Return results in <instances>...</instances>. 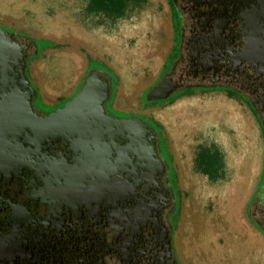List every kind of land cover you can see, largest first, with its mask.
I'll list each match as a JSON object with an SVG mask.
<instances>
[{"label": "flooded vegetation", "instance_id": "obj_1", "mask_svg": "<svg viewBox=\"0 0 264 264\" xmlns=\"http://www.w3.org/2000/svg\"><path fill=\"white\" fill-rule=\"evenodd\" d=\"M168 3L175 42L148 90L164 78L175 89L145 103L196 90L235 91L264 137V0ZM14 38L25 46L27 64L38 48ZM24 73L30 86L23 95L40 117L76 95L43 109L27 66ZM95 73L111 86L103 105L111 123L101 138L89 133L75 141L65 136L39 141L28 128L0 159V264H180L173 246L177 207L163 152L166 140L148 116L109 106L113 80L103 67H90L83 80ZM121 123L129 125L122 131ZM248 213L264 233V165Z\"/></svg>", "mask_w": 264, "mask_h": 264}, {"label": "rangeland", "instance_id": "obj_2", "mask_svg": "<svg viewBox=\"0 0 264 264\" xmlns=\"http://www.w3.org/2000/svg\"><path fill=\"white\" fill-rule=\"evenodd\" d=\"M93 1L0 0V26L59 45L41 54L73 50L79 62L69 53L50 55L41 69L39 56L31 61L38 88L41 76L49 90L56 76L63 75L62 87L73 83L90 58V67L112 76L109 106L146 115L160 128L176 194L173 246L180 264L179 238L188 264H264V239L247 214L264 165L255 114L240 96L220 89L145 103L175 42L168 0H108L101 10ZM37 103L53 109L43 95Z\"/></svg>", "mask_w": 264, "mask_h": 264}, {"label": "water", "instance_id": "obj_3", "mask_svg": "<svg viewBox=\"0 0 264 264\" xmlns=\"http://www.w3.org/2000/svg\"><path fill=\"white\" fill-rule=\"evenodd\" d=\"M24 49L25 46L15 40L14 33L0 27V159L9 155L8 149L15 148L11 145V140L16 139L22 132L19 130L23 127L25 130L27 124L32 127L37 138L67 134L80 137L89 133L101 138L97 126L106 128L111 123V117L106 114L103 106L111 95L110 84L104 82L99 74H91L82 89L63 108L40 117L33 112L29 96L26 98L22 92V89L30 86V80L24 73L27 66ZM10 63L20 66L18 72L22 74L21 80L17 72L13 77L8 75ZM167 80L168 78L162 79L151 89L149 99L167 98L174 91L175 87L172 85L163 94L158 92ZM10 82L19 83V86L10 85ZM34 119L36 126L30 123ZM26 121L28 123L24 124Z\"/></svg>", "mask_w": 264, "mask_h": 264}, {"label": "crops", "instance_id": "obj_4", "mask_svg": "<svg viewBox=\"0 0 264 264\" xmlns=\"http://www.w3.org/2000/svg\"><path fill=\"white\" fill-rule=\"evenodd\" d=\"M54 48H56V47H54ZM45 49H50L52 51V47H47V48H44L41 51V53L45 52ZM59 53L60 54L69 53L71 55V58H73L74 60L79 62L78 59L74 58L73 50L72 49H67L65 51H61V52H57V53L40 54L38 59H36L37 60V64L39 65L38 69H41L40 67H43V66L45 68V65H46L50 55L59 54ZM79 68H80V66H79ZM89 68H90V58L88 59V62L86 63V67L84 68V70H82V72L77 76L76 80H74L73 83H68L66 87L65 86L62 87V83L61 82H63V83L65 82V80L63 78V75L56 76L55 80H54L55 84L52 85L53 86L52 90H49L50 87H48L45 77L41 76V78H42L41 81L42 82H41V86L39 85L40 86V88H39L40 89V96L43 95L44 96V101L47 104H49V105H57L58 103H60L62 101L68 100L69 98H71L76 93V91L80 87V84L83 82V79H84V77H85V75H86V73H87ZM38 73H40V72H38ZM40 75H42V74L40 73L39 76ZM247 214L249 215V213H247ZM253 224L255 226L256 231L264 239V233H262V231L259 230V228L256 226V224L254 222H253ZM178 243L180 244V247L177 244L179 255H180V259L184 262V264H188L185 261V259H184V253L181 252V250H183L181 248V238H179ZM253 252H255V250ZM201 263L204 264L203 262H201ZM252 264H254V263H252ZM255 264H260V263H259V261H257Z\"/></svg>", "mask_w": 264, "mask_h": 264}, {"label": "trees", "instance_id": "obj_5", "mask_svg": "<svg viewBox=\"0 0 264 264\" xmlns=\"http://www.w3.org/2000/svg\"><path fill=\"white\" fill-rule=\"evenodd\" d=\"M108 0H94L93 3H92V7L94 9H97V10H101L103 9L107 4H108ZM1 28L3 29H6L12 33H14L15 36H17L19 39H25L26 41H30L31 43H34L36 46H37V51H35L34 53H32L29 57H28V60H27V68L29 69V65L31 63V61L33 59H35L36 57L40 56L41 54V51L44 49V48H47V47H58L59 45L54 43L53 41L51 40H48V39H37L33 36H30L24 32H21V31H17V30H13V29H9L7 27H2L0 26ZM39 43L43 44V47L40 48L39 46ZM93 60H90V63L92 62ZM111 76V75H110ZM112 77V76H111ZM32 86L34 87V89L38 92V87L32 83ZM229 94H237L235 91H230ZM154 100V99H153ZM152 104H155V103H158V101H153V102H150ZM250 207V206H249ZM173 227H174V224L172 223Z\"/></svg>", "mask_w": 264, "mask_h": 264}, {"label": "bare ground", "instance_id": "obj_6", "mask_svg": "<svg viewBox=\"0 0 264 264\" xmlns=\"http://www.w3.org/2000/svg\"><path fill=\"white\" fill-rule=\"evenodd\" d=\"M19 63V62H18ZM15 64H13V63H10V67L12 68H9L10 69V73L8 74V75H10L11 77H13V74H16V72L18 71V68H20V66L18 65V64H16L15 66H14ZM0 80H1V77H0ZM12 81H13V79H11ZM11 84L10 85H13L14 84V82H10ZM15 85H17V86H19V83H16V84H14V86ZM169 87V84H167V82H165L164 83V86L158 91V92H160V94H163L166 90H167V88ZM25 92V91H24ZM126 99V98H125ZM26 123H28L27 121L26 122H24V124H26ZM31 125L32 126H36V120L34 119V120H32L31 122ZM126 125H129V124H122L121 123V127H122V131H123V126H126ZM18 127H20V126H18ZM28 128H32V127H30V126H28V124H27V128L24 130V127H23V129H20L19 131H23L24 130V132L28 129ZM99 132H100V136H103L105 133H106V130L108 129V128H105V126H101V125H99V126H97V128H96ZM125 129V128H124ZM20 134H21V132H20ZM37 135V134H36ZM19 136V134L17 135V137ZM79 136V135H78ZM50 137H52L53 139H57V138H64V136H49V135H47V136H42L41 138L38 136V139H39V141H44V140H46V139H48V138H50ZM75 135L74 134H67V135H65V138H67L68 140H74L75 138ZM103 138H105V137H103ZM113 138V137H112ZM111 138V139H112ZM115 138V137H114ZM113 138V139H114ZM75 141V140H74Z\"/></svg>", "mask_w": 264, "mask_h": 264}]
</instances>
